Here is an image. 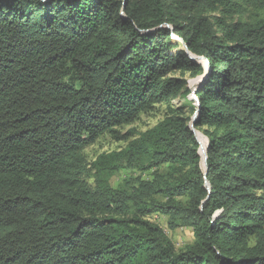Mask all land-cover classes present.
I'll return each instance as SVG.
<instances>
[{"label": "trees", "instance_id": "trees-1", "mask_svg": "<svg viewBox=\"0 0 264 264\" xmlns=\"http://www.w3.org/2000/svg\"><path fill=\"white\" fill-rule=\"evenodd\" d=\"M244 4L264 10L0 0V264H264V16L226 19ZM175 69L207 71L196 100ZM178 96L188 109L87 162L100 136ZM152 214L193 241L177 249Z\"/></svg>", "mask_w": 264, "mask_h": 264}, {"label": "rangeland", "instance_id": "rangeland-1", "mask_svg": "<svg viewBox=\"0 0 264 264\" xmlns=\"http://www.w3.org/2000/svg\"><path fill=\"white\" fill-rule=\"evenodd\" d=\"M243 6H245V8L241 12L232 11L231 17L227 16L226 19L228 21H235L237 19L246 20L264 16V10L262 9H257L253 6L246 4H244ZM208 14L217 16L222 15L221 10L208 11ZM200 62H202V60H200ZM167 75L184 77L187 80V84L191 90L194 88L191 87L190 82L192 80H197L198 78H200L199 76L191 77L189 72H182L179 69L172 70L168 72ZM171 108H183L186 110L188 109V103L186 102L185 98H183L182 96H178L173 99L170 103L159 102L153 104L148 110L140 113L132 122L118 126L116 129V133L104 134L100 136L94 144L88 146L84 150L87 162L91 163L101 153H106L123 148L133 138H135L132 133H139L154 126L168 114ZM192 129L195 134L196 132L198 133L197 139H199L198 141L202 142V146H204L205 136L203 132L199 129ZM90 172H92V170ZM131 174L134 175L136 174V172L130 171L127 168L121 169L120 171L112 175V177L110 178V183L112 186L116 187L117 185L122 183L124 179L128 178ZM143 175L144 178H150V174L148 172H145ZM87 182L89 185H92L94 182L93 178H88ZM149 219L152 222L157 223L159 226H161L163 231L169 236V238H171L172 242L174 243V246L177 249L183 248L186 244L191 243L194 239L191 227L181 226L172 230L168 226L167 217L160 214H152Z\"/></svg>", "mask_w": 264, "mask_h": 264}, {"label": "water", "instance_id": "water-1", "mask_svg": "<svg viewBox=\"0 0 264 264\" xmlns=\"http://www.w3.org/2000/svg\"><path fill=\"white\" fill-rule=\"evenodd\" d=\"M193 58L196 59V60L198 61V58H201V57L193 56ZM198 62H199V61H198ZM201 76H202V78H201L200 82H198L197 86H196L194 89L191 90L193 96L195 95L196 90L202 85V83H203L204 80L206 79V77H207V71H206L205 73H203L202 75H200L199 77H201ZM194 99L196 100L195 96H194ZM196 113H197V112H196ZM195 120H196V119H194V121H195ZM192 128H193V126L191 127V129H192ZM192 130H193V129H192ZM205 154H206V150L204 151V156H205Z\"/></svg>", "mask_w": 264, "mask_h": 264}, {"label": "bare ground", "instance_id": "bare-ground-1", "mask_svg": "<svg viewBox=\"0 0 264 264\" xmlns=\"http://www.w3.org/2000/svg\"><path fill=\"white\" fill-rule=\"evenodd\" d=\"M202 60V62H204V60L203 59H201V58H198V60ZM199 60V61H200ZM201 78H202V76L200 77V78H198L197 80H192L191 82H190V85H191V87L192 88H195L196 86H197V82H200V80H201ZM198 134V133H197ZM205 142H206V138H205ZM202 154H204V152H202Z\"/></svg>", "mask_w": 264, "mask_h": 264}]
</instances>
